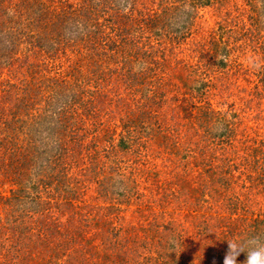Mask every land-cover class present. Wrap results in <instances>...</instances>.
Returning <instances> with one entry per match:
<instances>
[{
  "label": "rangeland",
  "instance_id": "1",
  "mask_svg": "<svg viewBox=\"0 0 264 264\" xmlns=\"http://www.w3.org/2000/svg\"><path fill=\"white\" fill-rule=\"evenodd\" d=\"M0 16V264H224L264 237V0Z\"/></svg>",
  "mask_w": 264,
  "mask_h": 264
},
{
  "label": "clouds",
  "instance_id": "2",
  "mask_svg": "<svg viewBox=\"0 0 264 264\" xmlns=\"http://www.w3.org/2000/svg\"><path fill=\"white\" fill-rule=\"evenodd\" d=\"M228 245L224 264H237V257L241 253L247 254L243 264H264V237L257 235L246 240H230Z\"/></svg>",
  "mask_w": 264,
  "mask_h": 264
},
{
  "label": "trees",
  "instance_id": "3",
  "mask_svg": "<svg viewBox=\"0 0 264 264\" xmlns=\"http://www.w3.org/2000/svg\"><path fill=\"white\" fill-rule=\"evenodd\" d=\"M27 14H28V17H29V15H30V18H31V21L29 22V24L28 25H26V28H28V27H31V28H37V29H45V24H48L49 23V21H46L45 19H47V20H49L50 19V16L48 15V14H46V12H44V9L42 8V7H40V8H38V9H36V10H31V8H28V6H27ZM14 16V15H13ZM1 17V16H0ZM18 19L19 18H17V17H14V18H11V20L12 21H14L15 23H16V21H18ZM55 19H58V18H56V16L53 18V20H55ZM59 22H62L61 21V19H60V17H59V19L57 20V22L55 23V24H57V23H59ZM32 23V24H31ZM54 24V25H55ZM61 25H63V24H61ZM61 25H55L54 26V30L56 31V30H58L59 32H60V30H59V28L57 27V26H61ZM63 27V26H62ZM84 28H86V27H84ZM14 29V28H13ZM29 29V28H28ZM87 29V28H86ZM72 30V31H71ZM74 29H73V27L72 26H70V27H68L67 28V30H65V34L66 35H68V37H70V38H72L71 40H75V41H77V40H79L76 36H74V31H73ZM63 31V30H62ZM61 31V32H62ZM69 31H71V33H69ZM88 31V30H87ZM45 32L47 33V31H46V29H45ZM89 32V31H88ZM51 33V32H50ZM10 34H15V33H11L10 32ZM48 34L49 33H47L45 36H46V38H45V41H46V39H47V36H48ZM77 35H79L78 33H77ZM50 44V43H49ZM55 46L53 45L52 46V49H55L54 48ZM118 57H123V56H118ZM9 58V57H8ZM1 64V63H0ZM28 85V84H27ZM26 86V85H25ZM29 87V90H31V89H33L34 88V85H30V86H28ZM25 88H27V86L25 87ZM28 89V88H27ZM22 97H24L26 100H28L29 102L31 101V99H30V97L28 98V97H25V95L23 96L22 95ZM26 189L25 188H17L15 191H13V194H14V197H11V198H8L7 200H9L10 202H12L13 200H14V202H16V205H15V207L13 208V209H15V210H17L18 211V206H17V204H19L20 202H21V200L22 199H24V198H22V196L24 195V194H26ZM10 204H12V203H10ZM13 205V204H12ZM14 206V205H13ZM17 226H18V224H17Z\"/></svg>",
  "mask_w": 264,
  "mask_h": 264
}]
</instances>
